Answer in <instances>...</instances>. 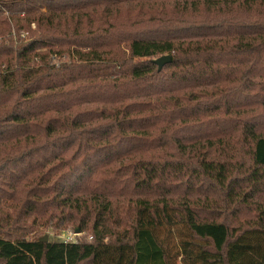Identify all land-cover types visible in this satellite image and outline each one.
I'll use <instances>...</instances> for the list:
<instances>
[{
    "label": "trees",
    "instance_id": "trees-1",
    "mask_svg": "<svg viewBox=\"0 0 264 264\" xmlns=\"http://www.w3.org/2000/svg\"><path fill=\"white\" fill-rule=\"evenodd\" d=\"M2 67L0 264H264V0H0Z\"/></svg>",
    "mask_w": 264,
    "mask_h": 264
},
{
    "label": "rangeland",
    "instance_id": "rangeland-1",
    "mask_svg": "<svg viewBox=\"0 0 264 264\" xmlns=\"http://www.w3.org/2000/svg\"><path fill=\"white\" fill-rule=\"evenodd\" d=\"M57 55H54V57ZM159 58V57H158ZM69 58L68 57H58L55 59L54 62L56 64H60L62 62H68ZM5 67H2L0 72L4 70ZM78 230V229H77ZM75 234V233H74ZM73 233L71 234H66V233H61V232H53V231H47L43 234L44 236H48L49 239H59V240H66L69 238V236H74ZM77 239L83 240L85 235L84 233L76 232ZM162 235L164 238L167 239V241L170 243V248H171V257L173 259L174 264H187L186 260L184 259L183 255L181 254L180 247H181V242L184 240H188V235L186 231L182 228H165L162 230ZM37 235H34V237Z\"/></svg>",
    "mask_w": 264,
    "mask_h": 264
},
{
    "label": "water",
    "instance_id": "water-1",
    "mask_svg": "<svg viewBox=\"0 0 264 264\" xmlns=\"http://www.w3.org/2000/svg\"><path fill=\"white\" fill-rule=\"evenodd\" d=\"M171 62V56L170 55H164L161 56L155 60H153V63L158 66L159 71L163 69V67ZM77 232H80L78 229ZM41 242H48L49 238L48 236H44L41 240Z\"/></svg>",
    "mask_w": 264,
    "mask_h": 264
},
{
    "label": "built area",
    "instance_id": "built-area-1",
    "mask_svg": "<svg viewBox=\"0 0 264 264\" xmlns=\"http://www.w3.org/2000/svg\"><path fill=\"white\" fill-rule=\"evenodd\" d=\"M77 235H78V234L75 233L74 236H69V238L66 239L65 241H66V242L74 241V240H75V237H77Z\"/></svg>",
    "mask_w": 264,
    "mask_h": 264
}]
</instances>
